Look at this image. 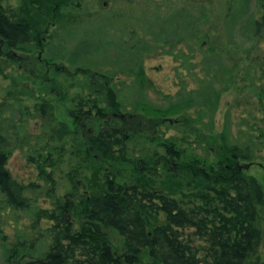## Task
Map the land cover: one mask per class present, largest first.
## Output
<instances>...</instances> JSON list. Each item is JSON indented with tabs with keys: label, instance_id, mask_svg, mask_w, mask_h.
Returning <instances> with one entry per match:
<instances>
[{
	"label": "rangeland",
	"instance_id": "rangeland-1",
	"mask_svg": "<svg viewBox=\"0 0 264 264\" xmlns=\"http://www.w3.org/2000/svg\"><path fill=\"white\" fill-rule=\"evenodd\" d=\"M1 3L11 14L27 17L35 29L29 51L0 47V149L10 152L6 167L29 202L16 210L0 193V264H11L7 258L15 247L20 254L12 261L21 256V264L30 257L27 252L38 255L48 248L51 224L39 215L41 210L50 213L68 201L67 221L75 231L81 229L82 200L106 175L119 183L165 190L183 177L182 191L171 193L184 202H203L206 194L216 200L208 185L220 191L229 188L235 175H243L256 180L264 201V40L228 41L227 0ZM181 9L197 20L194 49L193 42L175 36V47L153 40L155 30L170 25L171 12ZM178 19L185 24L182 15ZM119 43L120 49L114 48ZM131 47L143 49L141 74ZM200 89L219 94L213 113L200 106ZM79 100L87 103L80 117ZM93 102L108 118L85 112ZM108 129L122 131L130 164L103 158L94 145L92 139ZM165 141L182 152L180 159L170 161ZM234 144L254 155L233 158ZM141 161L144 173L138 169ZM219 167L226 172L215 176ZM147 168H156L157 174L149 175ZM254 226L261 242L246 264H264V203L256 206ZM105 231L115 252L123 253L124 237Z\"/></svg>",
	"mask_w": 264,
	"mask_h": 264
},
{
	"label": "trees",
	"instance_id": "trees-1",
	"mask_svg": "<svg viewBox=\"0 0 264 264\" xmlns=\"http://www.w3.org/2000/svg\"><path fill=\"white\" fill-rule=\"evenodd\" d=\"M251 1L227 0L225 30L230 43L239 44L240 38L258 43L264 40V0H253L255 9L250 11ZM170 15V25L163 26L158 32L155 30L153 40L171 47L178 43L172 44L174 36L181 41L196 42L199 34L196 17L182 9L174 10ZM181 15L185 24L178 19ZM34 27L27 17L11 14L0 0L2 49L29 51ZM194 42L191 49H194ZM113 45L114 48L121 47L120 43ZM130 49V54L140 61L137 66L141 74L143 49ZM166 53L170 54L171 51ZM119 54H122V50ZM10 56L14 57L13 54ZM127 60L132 62L134 57ZM204 90L197 92V97L202 101L200 106L213 113L219 94L209 91L210 89ZM260 97H264V90ZM85 104L87 103L80 100L75 104L79 117ZM88 105L91 108L85 110L87 114L95 110L100 116L108 118L97 103ZM121 132L101 130L92 140L102 150L103 158L119 164H130L131 161L123 153L122 138L119 136ZM162 145L170 161L182 157V152L174 143L165 141ZM230 152L236 159L249 160L254 155L250 148L238 144H234ZM9 153L6 149H0V193L13 209H26L29 202L24 195V187L12 178L6 167ZM153 155L151 161H154ZM142 163L143 161L138 169L144 173L142 169L145 165ZM224 171L226 169L222 167L213 170L215 176ZM148 174H157V169H148ZM182 178L180 177L181 180L184 179ZM104 179L102 184L96 185L98 187L92 189L91 194L82 200L85 221L81 229L75 231L67 221L66 213L72 207L68 201L50 213L47 210L39 212V215L43 213L50 221L51 225L47 227L50 242L42 254L27 252L30 257L23 264H142V259L147 260L145 264H246L247 259L258 251L261 239L254 221L256 206L264 201L261 188L254 178L235 175L229 181V188L223 187L220 191L215 186L208 185V189L215 193L216 200L206 194L200 198L203 202H184L174 196L171 191L180 192L183 189L181 180L168 182L171 188L165 190L150 189L141 183H119L110 175H106ZM179 186L181 188L178 190ZM181 194L183 198L184 193ZM106 229H113L124 237L123 253L115 252ZM15 248L7 262L21 264V256L18 262L12 261L20 254L18 248ZM248 264L259 262L255 260Z\"/></svg>",
	"mask_w": 264,
	"mask_h": 264
}]
</instances>
